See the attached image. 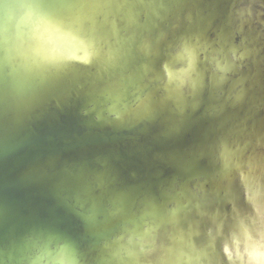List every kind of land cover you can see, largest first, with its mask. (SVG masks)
<instances>
[{
    "label": "clouds",
    "instance_id": "clouds-1",
    "mask_svg": "<svg viewBox=\"0 0 264 264\" xmlns=\"http://www.w3.org/2000/svg\"><path fill=\"white\" fill-rule=\"evenodd\" d=\"M252 65L264 0H0V144L36 149L48 120L53 144L123 146L33 168L76 230L22 217L5 188L0 264H264V131L246 117L171 146L205 98L208 116L249 105Z\"/></svg>",
    "mask_w": 264,
    "mask_h": 264
},
{
    "label": "water",
    "instance_id": "water-1",
    "mask_svg": "<svg viewBox=\"0 0 264 264\" xmlns=\"http://www.w3.org/2000/svg\"><path fill=\"white\" fill-rule=\"evenodd\" d=\"M213 2L218 0H203V3L207 4ZM246 74L250 78L251 86L249 105L240 110L228 108L219 116H208L205 114V107L209 101L205 98V104L182 132L179 140L171 146L184 150L210 144L217 136L227 132L234 123L246 117H250L247 121L249 129L257 132L264 131V66H249ZM224 91H227V86ZM211 103L220 106L223 104V98ZM61 126L67 130L76 128V121L71 113L63 118ZM57 127L48 120H43L37 125L39 146L36 149L18 148L14 151V145L11 143L0 144V157H5L7 160V164L0 163V207L3 206L4 189L10 190L15 187L18 189L15 210L22 217L54 221L63 227L76 230L78 225L75 219L66 214L47 195L44 187L38 183H30L33 168L45 165L53 154L70 163L81 156L99 154L111 148L123 146L114 144L111 135L107 132H98L94 137L68 144H53L49 141V137L55 134ZM8 211H12L11 207Z\"/></svg>",
    "mask_w": 264,
    "mask_h": 264
}]
</instances>
